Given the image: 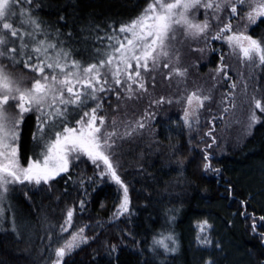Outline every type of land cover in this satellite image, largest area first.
<instances>
[{
    "label": "trees",
    "instance_id": "16d2710c",
    "mask_svg": "<svg viewBox=\"0 0 264 264\" xmlns=\"http://www.w3.org/2000/svg\"><path fill=\"white\" fill-rule=\"evenodd\" d=\"M147 3L148 0H33L31 5L24 7L54 26L64 46L72 51V58L87 60L90 55H95L96 47L103 48L106 44L96 37L110 32L109 24L118 26L120 22L128 21ZM17 18L21 20V17ZM15 22L20 25L17 23L20 21ZM92 26H98L102 31L90 30ZM55 33L52 39H55ZM249 33L254 37L264 35V24L254 25ZM188 39L198 46H205L202 40ZM191 43L185 48L179 38L172 41V49L180 57L178 66L189 69L186 84L175 76L171 81L165 79L164 74L170 70L161 67L155 73L146 74L149 76V95L139 100L117 101L113 94L111 106L105 102L101 113L107 116L109 124L115 118L117 128L122 122L121 129L124 130L129 122L134 126L144 115L149 109V100L159 96L175 99L186 94L185 89L191 91L201 87L205 93H211L212 101L201 111L199 129L191 133V143L190 134L181 121L182 103L149 109L155 111L149 126L117 141L115 159L120 166L119 174L129 186L131 204L129 213L111 222L117 198L114 184L98 185L92 191L93 186L86 183L90 195L83 212L78 207L79 199L85 198L83 189L74 186L71 180L65 183L64 179H58L51 188L17 185L11 193L12 203L18 218L25 220L29 227L26 234L17 239L10 231L11 213L7 214L8 219L0 222V264H53L55 248L62 242V237L70 236L72 231L84 225L88 226L85 234L89 242L67 255L63 264H195L198 253L194 227L205 219L219 228L222 237L228 241L231 261L264 264V241L260 235L252 233L251 221H245L239 215L241 200H249V212L264 215V113L257 110L261 122L248 128L249 106L238 99V95L244 98L238 92L239 81L234 90L235 108L224 113L222 107L227 105L221 104V98L230 92L234 73L229 70V80H214L212 70L218 62V53L206 50L201 56L192 51ZM210 43L221 49L220 42ZM221 50L225 53L226 63L230 58L224 46ZM172 63L176 66L174 58ZM10 69L16 75L20 72L26 77L31 75L22 65ZM151 75L156 77L154 89ZM253 75L250 79L252 94L255 91L258 96L264 95V66ZM117 104L118 110L113 111ZM213 116L216 117L213 135L217 142L207 151L213 167L221 170L219 177L202 170V150L205 149L202 140L210 142L204 133L211 129L208 121ZM34 124L35 116L30 115L22 133V164L31 155ZM70 175L73 180L80 177L86 181L89 177L98 179L94 176L93 166L86 160L77 163ZM229 182L235 187V195L225 198L224 188ZM72 206L77 208L72 228L61 234L59 225L66 209ZM172 215L175 220L169 222ZM168 231H172L178 241L177 251L173 254L165 253L162 248L151 250L153 236Z\"/></svg>",
    "mask_w": 264,
    "mask_h": 264
},
{
    "label": "snow or ice",
    "instance_id": "6c2138e0",
    "mask_svg": "<svg viewBox=\"0 0 264 264\" xmlns=\"http://www.w3.org/2000/svg\"><path fill=\"white\" fill-rule=\"evenodd\" d=\"M32 3L33 0H0V222L8 219L7 214L11 213L10 231L17 239L25 235L29 227L25 220L18 218L12 203L11 193L17 185L51 188L58 179H64L65 183L71 180L74 186L83 189L85 198L78 202L83 212L90 195L85 184L90 183L95 191L96 186L111 183L116 186L117 198L110 222L129 213V186L119 174L120 166L115 159L117 141L148 127L155 115V111L149 109L182 103L183 126L190 134L191 143V133L199 129L200 113L212 101L211 93H205L201 87L191 91L185 89L186 94L175 99L159 96L149 100V109L134 126L129 122L123 132L118 130L115 118L109 124L107 116L101 114L105 102L111 106L113 94L117 101L139 100L149 95L146 74L155 73L161 67L170 70L164 74L165 79L171 81L175 76L186 84L189 69L178 66L180 57L172 49L178 30H182L186 38L204 42V47H194L193 52L201 56L206 50L218 53V62L212 70L214 80L230 79V65L225 63L226 56L221 50L224 45L230 55L237 56L245 64L264 66V35L254 38L249 33L250 26L264 24V0H148L135 17L118 26L109 24L111 31L96 37L106 44L103 48L96 47L95 55L87 60L72 58V51L64 46L54 26L34 16L30 8L25 9L24 5ZM201 12L203 19L197 20L195 17ZM17 16L21 17L20 25L14 23ZM233 21L244 23L234 27ZM90 30L102 31L98 26ZM54 33L55 39H52ZM211 41L220 42L221 49L213 48ZM19 65L32 75L26 77L23 72L16 75L9 70ZM193 67L198 65L193 64ZM150 79L154 89L155 75ZM235 88L233 82L229 85L230 92L222 95L221 104L227 105L222 107L224 113L235 108ZM246 89L247 85L245 103L249 106L248 128H252L261 122L257 110L264 113V95L258 96L254 91L248 97ZM118 108L119 104L113 111ZM30 115L35 116L31 155L22 164V133ZM215 119L213 116L208 121L212 126L204 133L210 142L202 140L205 143L202 170L219 177L221 170L213 167L207 151L217 142L213 135ZM82 158L90 162L98 179L89 177L86 181L80 177L73 180L70 173ZM224 193L225 198L234 197V185L229 182ZM239 203V215L251 221L252 233L260 235L264 241V231H260L264 229V215L249 212V200ZM76 211L75 206L66 209L59 225L61 234L72 228ZM174 220L175 216H170L169 222ZM87 227L81 226L72 231L70 237H62L55 248L53 264H63L67 255L89 242L85 234ZM212 228L207 219L198 222L196 242L203 248L215 246L222 251L221 243L214 244L211 238ZM178 247L172 231L152 238L153 251L162 248L165 253L174 254ZM112 250H116L115 245ZM204 264H215V261L209 258Z\"/></svg>",
    "mask_w": 264,
    "mask_h": 264
},
{
    "label": "rangeland",
    "instance_id": "374dc122",
    "mask_svg": "<svg viewBox=\"0 0 264 264\" xmlns=\"http://www.w3.org/2000/svg\"><path fill=\"white\" fill-rule=\"evenodd\" d=\"M21 2H22V0H21ZM19 6L20 5H17L18 8H19ZM195 18L197 20H202L203 19L202 12H201V14L197 15ZM17 20L20 21L19 18H15V21H17ZM17 23H20V22H17ZM243 23H244L243 21H240V22L233 21L234 27H240V26H242ZM252 27H254V25L249 27V31L252 29ZM184 37L185 36H184L182 30H178L176 32V34H175V38L177 39V41H178V38H179L180 44L184 45L185 48H186V47H188L190 45L191 41L188 38L183 40ZM191 47L194 48V47H201V46H198V45H196V44H194L192 42L191 43ZM224 47H225V49H226V51L228 53L227 57L230 58V60H228L226 63L228 65H230V67H232L231 69L229 68V70L234 73V74H232L233 75V82L235 84L237 83L236 81L240 82V83H238V84H240V86H237V88H238V92L240 91L241 92L240 94L244 98H242L240 95H238V99L240 101H245V99H246L245 85H247V89H246L247 96L250 97L252 95V91H253V87H252V84L250 83V79L252 80L253 73H255L258 70V68H259V71H260V69H262L263 66H260L259 64H245L237 56L230 55L229 54V49L227 48L226 45H224ZM213 48H215V47H213ZM5 63H6V61H5ZM9 70L12 71L11 69H9ZM31 75H28V77H30ZM182 117L183 116L181 115V121L183 123ZM121 128H123L122 122H121V124L119 125V128H118V130L122 132L123 129H121ZM82 160H85V159L82 158ZM22 186H29L30 188L38 189L36 186H33V185H22ZM210 223L213 225L212 222H210ZM194 233H195L196 250H197V253H198V258L196 259L195 264H204V261L206 259H209V258L214 260L215 264H235L233 261H231V259H232V257H231L232 251H231L230 247L228 245H226V244H228V241L225 240L224 237H222V232L219 230V228H217V227H215L213 225V228L211 230L210 235H211V238L214 241V244H215L216 241H219L221 243L222 251L217 249L215 246H213L211 248H203V247L199 246L197 244V242H196L197 227L196 228L194 227ZM68 237H70V236H68ZM223 239H224V241H223Z\"/></svg>",
    "mask_w": 264,
    "mask_h": 264
},
{
    "label": "flooded vegetation",
    "instance_id": "af4514ba",
    "mask_svg": "<svg viewBox=\"0 0 264 264\" xmlns=\"http://www.w3.org/2000/svg\"><path fill=\"white\" fill-rule=\"evenodd\" d=\"M253 28V27H252Z\"/></svg>",
    "mask_w": 264,
    "mask_h": 264
}]
</instances>
